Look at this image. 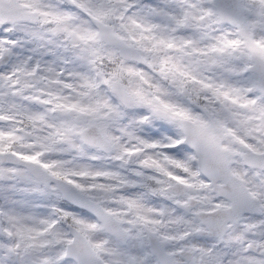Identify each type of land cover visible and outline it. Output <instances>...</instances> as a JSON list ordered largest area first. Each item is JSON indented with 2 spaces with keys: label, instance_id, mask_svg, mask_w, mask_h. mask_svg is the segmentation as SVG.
<instances>
[{
  "label": "snow or ice",
  "instance_id": "1",
  "mask_svg": "<svg viewBox=\"0 0 264 264\" xmlns=\"http://www.w3.org/2000/svg\"><path fill=\"white\" fill-rule=\"evenodd\" d=\"M0 264H264V0H0Z\"/></svg>",
  "mask_w": 264,
  "mask_h": 264
}]
</instances>
